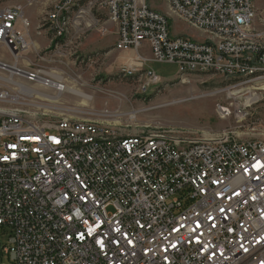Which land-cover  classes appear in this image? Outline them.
Returning a JSON list of instances; mask_svg holds the SVG:
<instances>
[{
	"label": "built area",
	"instance_id": "obj_1",
	"mask_svg": "<svg viewBox=\"0 0 264 264\" xmlns=\"http://www.w3.org/2000/svg\"><path fill=\"white\" fill-rule=\"evenodd\" d=\"M166 2L170 15L148 0H60L42 23L57 39L86 11V26L105 12L117 26L115 49L132 53L121 73L142 70L144 89L162 80L147 61L176 64L181 76L264 78L256 0ZM169 16L204 38L173 35ZM29 26L19 6L0 12V44L16 64ZM1 228L8 264H264V141L172 129L121 136L101 123L46 126L0 107Z\"/></svg>",
	"mask_w": 264,
	"mask_h": 264
},
{
	"label": "rangeland",
	"instance_id": "obj_2",
	"mask_svg": "<svg viewBox=\"0 0 264 264\" xmlns=\"http://www.w3.org/2000/svg\"><path fill=\"white\" fill-rule=\"evenodd\" d=\"M58 1L0 0V12L6 7L19 6L31 24L26 32L29 48L21 54L18 63L1 44L0 62L32 72L40 79L57 82L54 75L61 77L63 85L82 91L88 99L68 92L60 93L55 88L42 86L41 80L38 83L37 79L28 80L23 75L13 74L14 82L57 98L56 102H48L5 81L10 71L1 67L0 87L6 92L7 99L0 102V107L7 112L20 113L46 126L63 118L101 123L109 125L121 136L136 135L144 130L172 129L189 137L225 134L237 142L264 141V78L240 83L213 73L181 76L177 75L176 64L147 61L145 68L162 80L144 89L146 79L142 70L130 77L121 73L131 55L128 57L126 52L115 49L111 52L115 25L98 26L93 22L86 26V19L91 21L90 11L75 23L71 22L66 36L56 42L53 32L42 22ZM148 2L159 12L170 15L166 0ZM255 9L254 27L260 29L264 0H256ZM93 14L101 20L107 18L105 12ZM169 17L173 35L195 40L204 38L203 33L187 23ZM36 20L38 27L31 30L32 22ZM140 52L150 55L146 43ZM120 54L126 58H121ZM223 109L226 111L221 112ZM0 243V247L6 243L1 229ZM0 264H8L5 255L1 256Z\"/></svg>",
	"mask_w": 264,
	"mask_h": 264
},
{
	"label": "bare ground",
	"instance_id": "obj_3",
	"mask_svg": "<svg viewBox=\"0 0 264 264\" xmlns=\"http://www.w3.org/2000/svg\"><path fill=\"white\" fill-rule=\"evenodd\" d=\"M4 69H7V68H4ZM8 70L10 71V74H9V76L6 79H4L5 81H8L9 83L12 82V83L16 84L19 87V90L24 92V93H28V94H31V95H32V93H35V95L43 97L45 100H48V102H56V100H57L56 97H52V96H49V95H44V94H42L40 92H36L34 90H31L30 88H28L26 86H23L22 84H20L18 82H14V80L12 79V76H14L13 74H15L16 71L13 68H10V69L8 68ZM50 76L53 77L52 74H50ZM130 76L131 75H128L126 77H130ZM54 78H56L58 81L57 82H53V81L40 79V78H35V79H37L38 83L41 80L40 83L42 84V86L55 88L60 93L61 92H68L70 94L77 95V96L81 97L82 99H88L87 95L84 94L82 91H80L78 89H75L73 87H68V86L63 85L61 83V77H57V76L54 75ZM220 111L221 112H225L226 109H223V110H220Z\"/></svg>",
	"mask_w": 264,
	"mask_h": 264
},
{
	"label": "crops",
	"instance_id": "obj_4",
	"mask_svg": "<svg viewBox=\"0 0 264 264\" xmlns=\"http://www.w3.org/2000/svg\"><path fill=\"white\" fill-rule=\"evenodd\" d=\"M96 19H98L99 20V22L97 23L98 24V26L100 25V24H110V23H112V22H110V21H108L107 20V18L105 17L104 19H106V20H101V19H99V18H97V17H95ZM88 21H89V19H88ZM112 24H114V23H112ZM31 25V24H30ZM115 25V29H114V38H113V41H112V49H111V52L112 51H114V49H115V47H114V45H115V42H116V40H117V26H116V24H114ZM20 26V27H19ZM21 25L20 24H17L16 25V28H17V30L20 32V33H23V34H25V30H23V27H22V29H21ZM38 27V25H37V20L33 23L32 22V26H31V30H36V28ZM29 28H30V26H29ZM29 28H28V30H29ZM28 30H26V32L28 33ZM30 33V32H29ZM25 38L27 39V36L25 35ZM28 40V39H27ZM115 50H117V49H115ZM127 53V55L126 56H130V55H132V53H130V52H126ZM114 54V53H113ZM121 55V54H120ZM125 56H122L121 55V58H124ZM126 58V57H125ZM124 58V59H125ZM128 59V58H127Z\"/></svg>",
	"mask_w": 264,
	"mask_h": 264
},
{
	"label": "water",
	"instance_id": "obj_5",
	"mask_svg": "<svg viewBox=\"0 0 264 264\" xmlns=\"http://www.w3.org/2000/svg\"><path fill=\"white\" fill-rule=\"evenodd\" d=\"M0 66H4V67H6V68H9V66H8V65H6V64H3V63H1V62H0Z\"/></svg>",
	"mask_w": 264,
	"mask_h": 264
},
{
	"label": "trees",
	"instance_id": "obj_6",
	"mask_svg": "<svg viewBox=\"0 0 264 264\" xmlns=\"http://www.w3.org/2000/svg\"><path fill=\"white\" fill-rule=\"evenodd\" d=\"M59 40H61V38H57V39H56V42L59 41ZM1 230L4 231L2 228H1Z\"/></svg>",
	"mask_w": 264,
	"mask_h": 264
}]
</instances>
